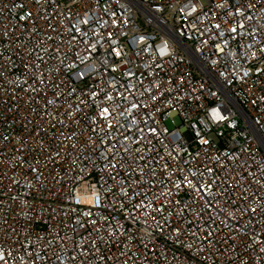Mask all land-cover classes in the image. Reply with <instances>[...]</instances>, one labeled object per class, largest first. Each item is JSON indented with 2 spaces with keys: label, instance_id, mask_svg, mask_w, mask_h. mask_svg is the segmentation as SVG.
Returning <instances> with one entry per match:
<instances>
[{
  "label": "built area",
  "instance_id": "built-area-1",
  "mask_svg": "<svg viewBox=\"0 0 264 264\" xmlns=\"http://www.w3.org/2000/svg\"><path fill=\"white\" fill-rule=\"evenodd\" d=\"M0 264H264V0H0Z\"/></svg>",
  "mask_w": 264,
  "mask_h": 264
},
{
  "label": "clouds",
  "instance_id": "clouds-1",
  "mask_svg": "<svg viewBox=\"0 0 264 264\" xmlns=\"http://www.w3.org/2000/svg\"><path fill=\"white\" fill-rule=\"evenodd\" d=\"M213 115H215V113H213ZM222 119V117H220Z\"/></svg>",
  "mask_w": 264,
  "mask_h": 264
}]
</instances>
